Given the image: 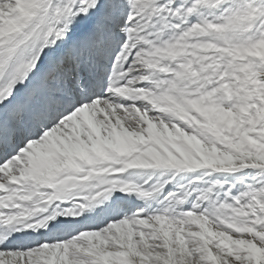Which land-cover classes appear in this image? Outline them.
Segmentation results:
<instances>
[{
    "label": "snow or ice",
    "instance_id": "obj_1",
    "mask_svg": "<svg viewBox=\"0 0 264 264\" xmlns=\"http://www.w3.org/2000/svg\"><path fill=\"white\" fill-rule=\"evenodd\" d=\"M0 264H264V0H0Z\"/></svg>",
    "mask_w": 264,
    "mask_h": 264
}]
</instances>
